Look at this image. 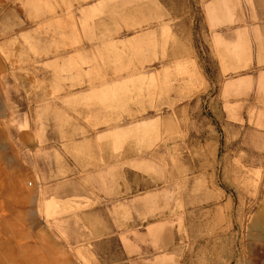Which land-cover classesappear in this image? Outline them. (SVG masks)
I'll list each match as a JSON object with an SVG mask.
<instances>
[{
    "label": "rangeland",
    "instance_id": "1",
    "mask_svg": "<svg viewBox=\"0 0 264 264\" xmlns=\"http://www.w3.org/2000/svg\"><path fill=\"white\" fill-rule=\"evenodd\" d=\"M65 4L0 0V263L264 264V0Z\"/></svg>",
    "mask_w": 264,
    "mask_h": 264
},
{
    "label": "crops",
    "instance_id": "2",
    "mask_svg": "<svg viewBox=\"0 0 264 264\" xmlns=\"http://www.w3.org/2000/svg\"><path fill=\"white\" fill-rule=\"evenodd\" d=\"M79 23L93 25V40L119 41L138 35L137 26L159 24L161 0H63ZM165 0H162L164 2ZM163 4V3H162ZM164 9L165 6L163 4ZM175 22V15L171 18ZM170 24V18H167ZM190 22V21H189ZM127 26V28H125ZM135 26V27H134ZM127 36H122L124 33ZM109 31V32H108ZM109 33L111 36H107ZM106 34V36L104 35Z\"/></svg>",
    "mask_w": 264,
    "mask_h": 264
},
{
    "label": "bare ground",
    "instance_id": "3",
    "mask_svg": "<svg viewBox=\"0 0 264 264\" xmlns=\"http://www.w3.org/2000/svg\"><path fill=\"white\" fill-rule=\"evenodd\" d=\"M253 228L257 229L261 236H264V212H259L256 217L255 220L253 222ZM43 259V258H42ZM42 259H38V260H28L25 259L23 260V264H43L42 263ZM0 264H3V262L1 261Z\"/></svg>",
    "mask_w": 264,
    "mask_h": 264
}]
</instances>
